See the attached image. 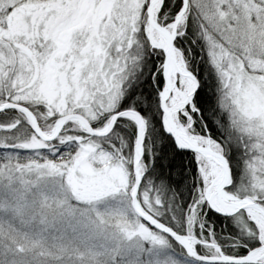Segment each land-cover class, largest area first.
<instances>
[{"label":"snow or ice","instance_id":"6c2138e0","mask_svg":"<svg viewBox=\"0 0 264 264\" xmlns=\"http://www.w3.org/2000/svg\"><path fill=\"white\" fill-rule=\"evenodd\" d=\"M0 264H264V0H0Z\"/></svg>","mask_w":264,"mask_h":264}]
</instances>
